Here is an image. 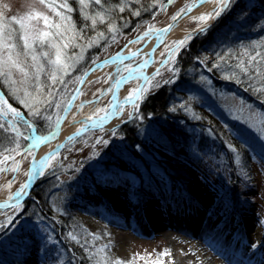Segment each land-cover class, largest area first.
Instances as JSON below:
<instances>
[{
    "label": "rangeland",
    "instance_id": "rangeland-1",
    "mask_svg": "<svg viewBox=\"0 0 264 264\" xmlns=\"http://www.w3.org/2000/svg\"><path fill=\"white\" fill-rule=\"evenodd\" d=\"M140 1L128 0L126 4L122 1V4L124 8H127L137 5ZM144 1L152 6L146 12L152 16L146 19L141 16L136 17L134 24L131 25L125 21L127 25H124L123 28H119L116 23H111L110 25H114L117 31L110 32L108 30L109 18L112 15L103 13L101 7L95 5L92 0H85L87 7L79 4L78 0H68L73 8L71 13L58 7L63 0H50L57 5L55 11L44 7L36 0H0V24H3V27L0 28V39L6 38L8 45L13 43L16 45L12 50L13 55L16 52L35 50L39 62L44 66L38 82L39 93L42 96H38V98L47 97L49 91L53 93V96L48 98L53 101L51 106L40 105L41 115H33L28 108L19 103L16 96L11 94L10 85L0 77L1 84L20 108L8 99L1 87L0 98L6 100L8 105L21 113V117L15 121L16 126L24 136L30 137L28 140L16 137L8 129L9 123L12 122V114L10 112L7 115L0 113V125L3 124V128L11 136L4 142L7 148L0 153V168L11 169L13 158L19 164L18 171L0 172V196H5L3 201H9V197H14L21 185L27 183L29 165L36 148V146H31L35 143L34 138L41 136L38 133L37 125H41V130L44 132L50 131L49 134L55 129L58 125L56 123L57 115L61 117L63 114V107L74 94L84 73L95 64L93 60L97 63L103 59L118 56L132 42L140 43V46L143 45L147 36L155 32L153 30L144 36L149 25L154 26V29H161L172 22L171 17L181 8L192 6L200 0H174L171 4H167L166 0ZM117 5L115 4L116 7ZM30 9H35L48 17L47 25L43 19L34 18L26 21L30 37L37 35L38 32H49V36L41 38L43 44L37 40L32 44V49L26 50L23 49V40L19 39V32L16 31L19 30V24L14 21L6 22L13 17L17 19L24 17ZM56 11L71 17L70 22L76 26L74 39H69L73 36V32H64V26L69 22L62 23L60 17L56 15ZM117 11L120 15L127 14L120 12L119 9ZM212 11L213 9L210 12ZM97 12L104 15V22H101L99 16L95 15ZM85 14L97 20L94 27L91 24V19H84ZM80 19H83V23L89 27L88 29L79 25ZM220 20L225 25L220 32L221 35L228 34L233 37L237 35L240 38V33H234L235 30L240 29L243 34L262 35L264 34L261 32L264 31V0H237L232 10L219 19H210L207 23L202 24L195 19L187 18L181 25L184 31L189 33L193 31L191 33L193 38L211 27L219 28L217 24ZM56 24L61 25L59 31L63 33L62 36L55 35L58 30L53 25ZM98 25H100L98 32H103L104 35L96 34L87 37L90 41H94L89 47V43L85 44L86 36L97 31L96 26ZM201 28L204 29L202 32L199 31ZM10 31L11 36L8 35ZM138 36L141 39L137 40ZM178 40L181 39L170 40L159 46L157 59L150 72L145 76L151 83H146V81L143 83L144 76H139L121 86L119 95L122 99L116 119L117 123L98 126L95 130L73 139L62 150L52 155V158L41 167L38 173L40 179L36 183L43 179L47 181L45 188L48 197L45 205L57 216L56 219L49 221L42 216V209L38 202L32 201V204L27 206L26 203L30 198L32 199V196L20 206L0 211V223L4 225L0 228V264H75L72 253L66 248L67 243L64 239L62 241L57 237L53 226L54 221L60 224L59 217L70 219L73 216L82 223V228L85 231L84 239L92 237L93 243H90L96 247L95 251L99 262L104 261L106 256L107 264H114L117 260L121 264H179V262L182 264H264V225L260 223L261 220H264V110L257 103H250L240 98L233 92V89H228L225 92V90L214 87L215 81L202 67V72L200 69H196V72L191 74L192 82L187 84L183 80L181 82L177 76L178 72L173 75L170 69L176 67L178 55L191 43L192 39L179 49L174 59H170L168 51L173 50L174 42ZM260 40L264 41V39L258 41ZM50 42L60 46L61 63L72 65L66 75L57 72L58 80L62 79L64 83H53L50 79L49 73L56 67L49 63V59H56V49L51 47ZM65 43L68 44L67 48L63 47ZM261 46L264 45L242 49L239 67L240 69L241 67L246 68L247 74L251 72L255 62H250L249 57L260 52ZM87 49L91 51L88 52ZM258 49L259 51H257ZM8 52V48L0 47V56L6 57ZM44 52H47L48 56L42 55ZM229 53L225 50L224 56L230 55ZM70 57L72 59H69ZM205 58L208 59V63H213L210 58ZM21 61L24 62L29 73L35 71L28 67L32 63L31 55L26 60L21 56ZM142 61H145V57L135 60L136 63ZM161 61H165V63L162 64ZM132 66L133 64L129 63L108 67L94 74L93 79L76 99L63 126L65 133L72 129L79 131L92 119L111 113L114 103V85L118 79L128 74ZM157 69L160 72L159 76H155ZM241 72L246 76L244 71ZM153 76H155L154 80L151 79ZM202 76L205 78L204 80H201ZM12 79L16 81L13 87L20 89L19 96H23L25 89L34 96L38 95L37 81L34 77L30 76L27 82H22L24 77L14 69ZM167 79H171L172 83H164ZM163 87H169L171 90L174 88L175 99L180 100L179 107L188 109L187 116L192 117V114H197L194 102L202 99L203 104L217 103L224 114L237 125L233 137H237L235 139L238 142L250 147L247 161L252 164L249 168H244L246 165L243 167L241 163L243 159L240 158L238 151L230 149L239 167V177L244 181V184L238 185V194L231 195L229 172L228 170L213 169V158L211 160L206 157L204 160L205 169H210L215 175L210 177L205 170L189 161L184 154H181L178 159L188 171L191 181L187 186H181L183 194H181L180 202L175 200L166 203L160 202L153 192L150 193L153 196H147L145 199L137 198L135 194L139 188V180L136 179L135 174L121 171L117 166H112L106 171H104L105 169L101 170L105 174L100 178V182L95 183V178L91 176L88 166H92L95 170L102 169V163L106 161V149L120 151L126 156L128 154L121 149V144L125 142L124 138L117 134V130L122 125L129 122L132 124L143 123L145 128H142L141 133L143 132L144 140L148 144H158L151 139L155 132L146 126L147 124H144L145 122L139 115L142 99L128 103L125 97L134 88L148 89L144 93V97H146ZM207 94L211 97L203 98ZM57 102L61 103L59 109L55 107ZM133 104H137L138 107L134 108ZM0 107L4 106L0 105ZM100 109L105 111H99ZM44 116H51L52 119L45 120ZM89 117L91 118L89 119ZM25 121L32 123L33 129H28ZM248 141L254 146H249ZM58 146L59 144L56 142L49 145L47 154ZM13 149L16 151H12ZM155 149L156 151H153L157 153L155 156L157 160L155 161L154 156L147 158L151 166L142 167L139 162H134L141 170V178L148 184L149 189L152 179H149L146 168L151 167L149 172L158 173L156 171L157 161L170 159L169 156L173 155L171 148L167 151L168 149L165 150L161 145H157ZM29 150H31V155L28 154ZM149 151L152 154V150ZM5 157H9V159L5 160ZM174 157L178 156L175 154ZM157 177L160 178V175ZM112 180L115 181L112 182ZM10 182L11 188L8 187ZM162 182L167 183V181ZM100 185L102 186L99 187ZM9 217L13 218L15 222L5 223ZM40 228H45L46 232H39ZM164 228L169 230L168 233H175V236L172 237L173 243L176 244L174 248L170 247V239L164 233L166 232ZM105 245H107L105 252H99L98 249L104 248ZM165 252H169L170 255H164ZM76 264L78 263L76 262Z\"/></svg>",
    "mask_w": 264,
    "mask_h": 264
},
{
    "label": "trees",
    "instance_id": "trees-1",
    "mask_svg": "<svg viewBox=\"0 0 264 264\" xmlns=\"http://www.w3.org/2000/svg\"><path fill=\"white\" fill-rule=\"evenodd\" d=\"M122 1L123 0H108L106 7L101 8V11L103 13L105 12L106 15H112V17L110 16L109 18V25L111 23H116L119 28H123L124 25L134 24V20L137 16L132 15L131 10L133 8L140 11V16L143 19L152 16V14L146 13L152 6L144 0H141L137 5H131V7L128 5L129 7L124 8V13L126 12L127 14L120 15L117 13L119 8L116 7L115 4H119L123 7ZM125 21L128 23L126 24ZM83 22V19H80L79 25H83L85 29H88L89 27L84 25ZM99 26L100 25L96 26L97 31H94L92 35L90 33L86 36L85 44H88L90 41L87 37H92L99 33ZM217 26L219 28L211 27L209 30L194 36L191 43L180 52L175 67V69H178V79L181 82L183 80L186 84L190 83L192 82L191 74L195 73L196 69H200L202 72V67L205 71L207 70L208 75L215 81V84L213 83L214 87L222 89L223 91L225 90V92L228 91V89H233V92L238 94L240 98L250 103H257L260 108L264 110V91L261 90L264 89V62H261L259 65H256L254 62L251 72L246 74V76L242 74V70L239 67L241 64L239 61L241 59L240 54L242 49L264 45V41H258L259 39H264V34H243V31L239 28L240 30H235L234 33H240V38H238L239 36L237 35L235 37H233V35L229 36L228 34L224 36L220 33L225 27L224 22L220 20ZM261 32L264 33V31ZM201 35L202 37H200ZM260 49V53L264 55V46H261ZM87 50L88 52L91 51L90 49ZM225 50L230 52V55L224 56ZM257 51H259V49ZM205 57L210 58L213 63H208V59ZM257 67L262 73L261 76L255 74V68ZM0 87L8 99H10L16 107L20 108L17 102L10 97L9 92L3 87L1 82ZM229 92L231 91L229 90ZM205 97L211 96L207 94L203 96V98ZM201 100L194 102L197 114H192V117H189L187 116L188 109L179 107L180 100L175 99L174 88L171 90L169 87H163L153 94L144 97L140 104L139 115L142 121L145 122L144 124H147L146 126H149L155 132V135L152 136L151 139L155 140L158 144H148V142L144 140L142 136L143 132L141 133V130L143 131L145 128L143 123L137 122L132 124V122H129L122 125L117 130V134L124 138L125 142L121 144V149L128 154L126 156L120 151L117 152L106 149V161L102 163V169L95 170L92 166H88L91 176L95 178V183L100 182V178L105 174L101 172V170L105 169L104 171H106L112 166H117L121 171H128L135 174L137 177L136 179L139 180V188L135 194L137 198L145 199L147 196H153L150 194L153 192V194L159 198L160 202L166 203L170 200L180 202L181 194H183L181 186L185 187L191 181L188 171L185 166L180 163V159H178L181 154H184L189 161L194 162L199 168L205 170L206 174L210 177L215 175L210 169H205L204 160L206 157L209 159L213 158L215 162H213L214 165L212 163L213 169L228 170L229 172L228 177L232 188L231 195L234 193L238 194V185L244 184V181H242L243 178L239 177V167L230 149L238 151L240 158L242 157L243 159L241 163L243 167L246 165L244 168L247 169L252 165L247 161V159H249L248 150H250V147L238 142L235 139L237 137H233V132L237 130V125L229 119V116L224 114L217 103L203 104ZM41 128V125L39 126L38 124L37 130L40 135L45 136L50 132H44ZM187 130H190V132H187ZM9 137L11 136L7 131L4 128H0V153L4 152L7 148L4 142H6ZM247 144L251 147L254 146L250 141H248ZM157 145H161L165 150L168 149L167 151L171 148L173 157L170 155V159L167 158L166 160L157 161L158 167L156 171L158 173L153 171L149 172L151 167L146 168L150 177L149 179H152L149 189L148 184L141 178V170L137 168V163L134 162H139L142 167L145 165L151 166L147 158L148 156H154L155 161L157 160L155 157L157 153L153 151H156L155 148ZM149 150H152V154ZM175 154L178 157H174ZM222 158L224 159L223 161ZM158 175H160V178L157 177ZM44 180L45 179L36 183L31 195L32 199L30 198L26 205L29 206L32 204V201L38 202L42 209V216L50 221L56 219L57 216L45 205L48 194L45 188L47 181ZM114 181L115 180H112V182ZM162 181H167L169 184L163 183ZM101 186L102 185L99 187ZM59 223L60 224L56 221L53 222L55 234L59 239L62 241L64 239L67 243L66 248L72 253L75 264L76 262L78 264H98L99 261L95 251L96 247L92 245V237H85L84 239L83 235H85V231L82 228L81 221L75 219L74 216L70 219L59 217Z\"/></svg>",
    "mask_w": 264,
    "mask_h": 264
},
{
    "label": "snow or ice",
    "instance_id": "snow-or-ice-1",
    "mask_svg": "<svg viewBox=\"0 0 264 264\" xmlns=\"http://www.w3.org/2000/svg\"><path fill=\"white\" fill-rule=\"evenodd\" d=\"M36 2H38L39 4L43 5L46 8H49L53 11H55L57 5H55L54 3L50 2V0H36ZM79 4H81L84 7H87L88 5L85 3V0H78ZM92 2L95 5L100 6L101 8L106 7L108 0H92ZM123 2L126 4L128 3V0H123ZM138 2V0H137ZM174 0H166L167 4H171L173 3ZM237 2V0H200V4H204V3H213L215 5V8L213 9L212 12L210 13H206V14H201L198 17H195V21L199 22V23H207L208 20L210 19H219L222 15H226L227 13H229L232 8L233 5ZM58 7L63 8L66 10V12L71 13L73 11V8L70 6V4L68 3V0H63V2H61ZM117 7L119 8L120 12H124L125 9L124 7L120 6L119 4L117 5ZM155 7V5H154ZM166 7V5H165ZM193 6H186L185 8H181L179 12H177L175 15H173L171 17L173 23H175L177 21L178 18H180V16L185 12L188 11L190 12L192 10ZM82 10V9H81ZM132 15H135L137 17H139L141 15L140 11L133 8L132 10ZM56 15L60 17V21L63 23L65 21L69 22L64 26V32H73V36L69 37V39H74L75 38V30H76V26L75 24H72L71 21V17L70 16H66V15H62L59 11H56ZM96 16H99L100 21L104 22L105 17L102 13L97 12L95 14ZM34 18L37 19H43L45 24L47 25L48 22V17L46 15H44L43 13L36 11L35 9H30L29 13L26 14L24 17H21L19 19H17L16 17H13L10 21H7L6 23H12L13 21L17 24H19V30H16L19 32V39L23 40V49H32V44H34L37 40L40 41L41 44H43V39L41 38H46L49 36V32H38L37 35L35 36H31L29 34V29H28V25L26 24V21L32 20ZM85 20H89L91 19V24L94 27L97 23V20L94 17H90L88 14H85L84 16ZM137 27L139 25H136ZM3 27V24H0V28ZM54 28H56L58 31L55 33V35H63V33H61L59 31V28L61 27L60 24H56L53 25ZM172 29V24H169L167 27L162 28V29H154V26L149 25L148 27V31L144 33V36H147L150 32H152L153 30L157 31V32H163V33H167ZM108 30L110 32H116L117 29L114 25H110ZM204 29L201 28L199 29V31H203ZM11 31L8 33L9 36H11ZM99 36H103L104 33L100 32L98 33ZM30 39L32 41V43L30 44ZM113 39H115V37H113ZM141 39L140 36L137 37V40ZM192 39V34L189 33L187 36H185L183 39L178 40L176 42H174V46H173V50L172 51H168L166 49V51H168V56L170 59H174L176 54L179 52V49L183 46H185L187 44V42L189 40ZM51 43V42H50ZM92 43H94V41H89V47L92 46ZM0 47H4V48H8L9 52L8 55L6 57L0 56V77H2L4 79L5 83H8L10 85V92L13 96H16L19 103L23 104L26 108L29 109V112H31L33 115H41V111H40V105H48L51 106L52 104V100L48 99L51 98L53 96V93L51 91H49L47 93V97L45 98H38V96H42V94L39 93V76L40 73L44 70V66L39 62L38 56L35 52L34 49H32L30 52L29 51H24V52H16L15 55H13V49H15L16 45L13 43L12 45H8L6 43V38L4 39H0ZM51 47L56 49V59L55 60H51L49 59V63L55 65L56 67L53 68L50 73V79L53 81V83L59 82V83H64V81L62 79L58 80L57 77V72H62L65 75L68 73V70L72 67V65L70 64H64L61 63V48L59 45L55 44V43H51ZM64 48L68 47V44L65 43L63 45ZM31 55V65H29L28 67L33 68L35 71L32 73H29V71L26 70V66L24 64L23 61H21V56H23L25 58V60L27 59V57ZM42 55L44 56H48L47 52L42 53ZM135 55V53H134ZM161 55H164V53H161ZM259 57V59H258ZM82 59V57H80ZM69 59H72L71 57ZM113 59H116V57H114ZM250 62L251 61H255L256 65H259L261 62H264V55H262L260 52H257L255 55H251L249 57ZM93 63H96L95 60H93ZM147 63V61H145V64ZM161 63H165V61H161ZM18 71L19 73L22 74V76L24 77V81L22 82H27V80L29 79V77H34L37 81V86H36V91L38 93V95L34 96L32 93H30L27 89L24 90L23 96H19L18 93L20 91V89L13 87L16 84V81L12 79V74H13V70ZM241 70L244 71L247 74V69L244 67H241ZM130 73L132 71L135 70H129ZM170 71H172L173 75H176L178 72V69H170ZM87 73H84V75H86ZM255 74L257 76H261L262 73L260 72L259 68H255ZM160 72L159 69H157V72L155 74V76H159ZM155 76H153L151 79L154 80ZM146 83H151V81L149 80L148 77L144 78ZM205 78L202 76L201 80H204ZM82 82V81H81ZM164 83H172L171 79H167L164 81ZM119 84V81L117 82V86ZM262 91H264V89H261ZM78 91V90H77ZM148 91V89L145 88H134L132 90H130L128 96L125 97L126 102L128 103H132L133 100H137V99H143L144 98V93H146ZM74 98V97H73ZM0 105L4 106V107H0V113H3L5 115H7V113H11L12 114V122L9 123L8 125V129L11 130L12 133L15 134L16 137H23L25 140L30 139V137L28 136H24L23 133H21L19 131V129L16 126V119L21 117V113L19 111H17L15 108L11 107L10 105L7 104L6 100H3L2 98H0ZM134 108H137L138 105L137 104H133L132 105ZM55 107L57 109L61 108V103L57 102L55 103ZM69 110V107L67 104H65V106L63 107V111L67 112ZM99 111H105L104 109H100ZM91 117H89L90 119ZM106 117H102L101 119H104ZM45 120H51L52 117L51 116H44ZM61 122V117L59 115H57L56 117V123L59 124ZM25 124L27 125L28 129H33V124L30 122L25 121ZM4 125H0V128H3ZM45 137L43 135L41 136H37L34 138L35 143L31 146V147H35L36 144H39L43 141H45ZM69 140L72 139V137L68 138ZM19 147L18 143H17V148ZM12 151H16V149H13ZM17 154H19L17 152ZM29 155H31V150H29L28 152ZM52 158V155L49 154L48 159L50 160ZM9 159V157H5V160ZM47 163L46 160H44L42 158L41 160V167H43V165ZM19 170V164L17 162H15L14 158H13V167L11 169H7V168H0V172H5V171H18ZM27 175V173H26ZM9 188H11V182L8 185ZM27 188V184H22L20 187V191H17V193L15 194L17 197L20 196L22 194L23 189ZM13 197H9V200H11ZM4 206H8L7 204L5 205H0V207H4ZM15 221L13 220V218L9 217L8 220L5 223L11 224L14 223ZM261 225H264V220L260 221ZM4 225L2 223H0V228H2ZM39 232H46L45 228H40L38 229ZM75 238V237H73ZM96 238V237H94ZM50 239V237H49ZM107 248V245H105L104 248L98 249L99 252L104 253L105 249ZM95 255V254H93ZM164 255H170L169 252H165ZM98 264H107V258L105 256L104 261L102 262H98ZM114 264H121V262L119 260L115 261Z\"/></svg>",
    "mask_w": 264,
    "mask_h": 264
},
{
    "label": "water",
    "instance_id": "water-1",
    "mask_svg": "<svg viewBox=\"0 0 264 264\" xmlns=\"http://www.w3.org/2000/svg\"><path fill=\"white\" fill-rule=\"evenodd\" d=\"M204 4H206V3H204ZM204 4L201 5L200 4V1H199L195 5H192L193 7H192V10L190 12L185 11L180 16V18L177 19V21L175 23H173V21H172L169 24H172V27H173L174 25L178 24L179 22L187 19L196 9H198L201 6H203ZM150 41L151 40H148L146 43H144L142 45V47L140 49H138V53L139 54H142L143 49L147 46V44L150 43ZM157 49H158V45H156L154 47V49H152L151 57H150V60H149L148 63L145 64V61H142V62H140V64L136 68H138V67L141 68L142 66L143 67L146 66L147 67V70L150 69V67L155 62V53H156ZM134 56L135 55H127V56L122 57V58L120 56H112V57H109L107 59H103V60H101V61L93 64L89 68V70L86 72L87 74L82 77V79L80 80L78 86L76 87V90H75L74 94L68 100L67 105L69 107V110L67 112L63 111V114L61 115V122L55 127V129L50 134H48L46 136V139L47 140L48 139H51L53 136L57 135L62 130V128H63L66 120L68 119V116H69L71 110L73 109V107H74V105L76 103L77 97L79 96V94L81 93V91L86 87V85L88 84L87 83L88 82V79L93 74H95L97 71H103V70H105L108 67H113V66H115L114 64L117 63V62H125V61H128V60L134 58ZM114 57H116V59H113ZM136 68H134L133 70H135ZM133 74H134V71H132L131 73L129 72L128 74L124 75V77H122L119 80L118 86H117V82L118 81L116 82V84L114 86V90H113V102H114L113 103V112L111 114H109V115L107 114V115L103 116V117H106V118H104V119L99 118L96 121H92V122L88 123L84 128H82L81 130L77 131L75 134L70 135L69 137H72L71 140H69L68 139L69 137H67L61 143V145H59L58 147H56L50 153L42 156L39 160H36L37 152L39 150L38 149H35L34 155L32 157V160L30 162V165H29V177L27 179L28 186H27L26 192L24 193L23 196H21L18 199H13L12 198L9 201H2V202H0V205H5V204L8 205V206L0 207V211H5V210H8V209H12L14 207L20 206V205L24 204L31 197V194L33 193V190H34V187L36 185V182L40 179L38 173H39V171L41 169V160H42V158L44 160L48 161L49 160L48 159L49 154L54 155V154L58 153L60 150H62L63 147H65L73 139H75V138L83 135L84 133H86L88 131L95 130L100 125V123L104 122L105 120H109L111 122L112 120L115 119V117L118 115L119 108H120V103H119L120 102V99H119V89H120V85L125 80L133 77ZM144 82H145V79L143 80V83Z\"/></svg>",
    "mask_w": 264,
    "mask_h": 264
},
{
    "label": "bare ground",
    "instance_id": "bare-ground-1",
    "mask_svg": "<svg viewBox=\"0 0 264 264\" xmlns=\"http://www.w3.org/2000/svg\"><path fill=\"white\" fill-rule=\"evenodd\" d=\"M197 2H195V4H196ZM194 4V5H195ZM215 8V5L214 4H212V3H206V4H204L203 6H201V7H199L198 9H196L188 18L189 19H194L195 17H198V16H200L201 14H206L207 12H210L212 9H214ZM185 22V20H183V21H181V22H179L178 24H176V25H174L173 27H172V29L169 31V32H167V33H163V32H157V31H155V32H152V33H150L148 36H147V38H146V40H145V42L144 43H146L148 40H151L150 41V43L149 44H147V46L143 49V52H142V54H139L138 53V49H140L141 47H142V45L140 46V43H137V42H132L131 44H129V45H127L124 49H123V51L121 52V54L120 55H118V56H120L121 58L122 57H125V56H127V55H134V53H135V56H134V58H132V59H130V60H128V61H125V62H117V63H115L114 65V67H117V66H121V65H124V64H129V63H132L133 64V66H132V68H131V70H133L134 68H136L140 63H136L135 62V60L137 59V58H142V57H145V61H147V63L149 62V60H150V57H151V52H152V49H154V47L156 46V45H158V48H159V46L162 44V43H164V42H168V41H170V40H175V39H183L185 36H187L188 34H189V32H186V31H184L183 29H182V23H184ZM169 24V23H168ZM167 24V25H168ZM166 25V26H167ZM166 26H164V27H162V28H165ZM161 28V29H162ZM190 33H193V31L192 32H190ZM157 43V44H156ZM158 50V49H157ZM120 58V59H121ZM155 59H157V51H156V53H155ZM134 62V63H133ZM153 65H154V63H153ZM153 65L150 67V69L153 67ZM150 69H148L147 70V67L146 66H142L141 68L140 67H138V68H136L135 69V71H134V74H133V77H131V78H129V79H127V80H125L124 82H122L121 83V85H120V88H121V86L123 85V84H125V83H127L129 80H131L132 78H134V77H139V76H146L149 72H150ZM99 71H97L96 73H98ZM130 72V71H129ZM128 72V73H129ZM95 73V74H96ZM93 77H94V74L88 79V82L87 83H89L92 79H93ZM121 79V78H120ZM120 79H118L117 81H119ZM86 83V84H87ZM116 84V83H115ZM87 86V85H86ZM120 90V89H119ZM119 99L121 100L122 99V97L119 95ZM121 102V101H120ZM119 102V103H120ZM112 112H113V110H112ZM111 112V113H112ZM111 113H109V114H111ZM108 114V115H109ZM119 114V113H118ZM103 117V116H102ZM102 117H96L95 119H92V121H96L97 119H99V118H102ZM117 117H118V115L115 117V119L114 120H112L111 122L109 121V120H105L104 122H102V123H100V125L99 126H101V125H104V124H107V123H110V124H115V123H117L118 122V120H116L117 119ZM91 121V122H92ZM90 123V122H89ZM76 131H77V129H72V130H70V131H68V132H66L65 133V131H64V127L62 128V130L57 134V135H55V136H53L51 139H46L45 141H43V142H41V144L39 143V144H36V148L35 149H38L39 151L37 152V156H36V160H39L42 156H44V155H46L47 154V148L49 147V145H52V144H54L55 142L56 143H58L59 145H61V143L64 141V139H66L67 137H69V135H73V134H75L76 133ZM75 132V133H74ZM45 138H46V136H45ZM33 175V174H32ZM28 177H29V175H28ZM27 184V186H28V183H26ZM26 190H27V188H25V189H23V191H22V194L20 195V196H16L15 194L17 193V191L15 192V194H14V197H13V199H18V198H20L21 196H23L24 195V193L26 192ZM18 191H20V190H18ZM5 198V196L4 195H2V196H0V202H2L3 201V199ZM158 220V219H157ZM164 230H165V228H164ZM164 230H163V232H164ZM166 232H164V233H166V235L168 236V239H170V247H175L176 246V244H174L173 243V239H172V237H174L175 236V233H173V232H171V233H168L169 232V230H165ZM200 236H202V235H200ZM139 243H141V242H139ZM138 243V244H139ZM175 245V246H174ZM179 264H182V262H179Z\"/></svg>",
    "mask_w": 264,
    "mask_h": 264
}]
</instances>
